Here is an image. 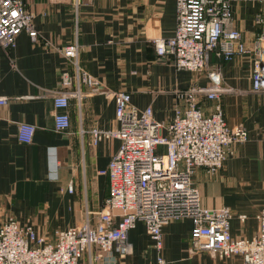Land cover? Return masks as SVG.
Segmentation results:
<instances>
[{"label": "crops", "instance_id": "1", "mask_svg": "<svg viewBox=\"0 0 264 264\" xmlns=\"http://www.w3.org/2000/svg\"><path fill=\"white\" fill-rule=\"evenodd\" d=\"M229 2L233 26L251 43L260 32L254 18L261 3ZM25 5L33 15L37 41L22 31L13 48H0V95L8 97L0 105V223L11 216L48 240L56 229L97 223L109 192L107 176L98 171L106 168L119 140L93 144L90 129H115L118 123L113 99L81 84L82 99H69L68 128L54 129L58 110L51 94L59 87L60 71H71L56 48L76 41L84 69L106 88L129 92L131 104L150 107L159 122L172 118L177 90L205 86L212 78L231 89L221 97L226 122L242 125L248 139L234 145L218 172L198 167L192 179L202 206L231 209L232 237L256 234L255 215L264 210V93L252 89L248 57L225 59L211 52L200 72L175 68L171 56L158 57L152 40L173 35L175 0H25ZM200 106L207 113L212 102L202 99ZM21 122L35 126L29 143L17 140ZM239 215H245L244 221ZM191 226L190 218H180L162 227L161 264H247L240 255L189 254ZM128 241L132 252L125 256L113 248L100 262L92 248L83 262L157 264L158 253L142 221L129 230Z\"/></svg>", "mask_w": 264, "mask_h": 264}, {"label": "built area", "instance_id": "2", "mask_svg": "<svg viewBox=\"0 0 264 264\" xmlns=\"http://www.w3.org/2000/svg\"><path fill=\"white\" fill-rule=\"evenodd\" d=\"M254 21L260 32L251 43L233 26L229 0H175L176 26L172 36L153 38L158 57L171 56L177 69L202 71L209 55L215 52L225 59L245 55L250 59V79L255 92L264 93V0ZM32 42L38 33L33 15L25 0H0V48L14 47L20 32ZM70 65L71 71H60L59 87L52 91L54 129L69 126V99H82L80 85L90 92L110 96L115 104V129H90L91 142L96 144L110 137L119 146L106 168L99 170L108 178L109 192L97 212V223L88 222L56 229L48 240L38 235L31 225H21L9 216L0 223V264H84L83 256L96 248L93 258L103 262L113 248L119 256L132 252L128 232L142 221L153 242L157 264L163 247L162 227L170 220L190 218L189 254L208 251L218 257L240 255L247 264H264V210L255 215L257 232L251 238L232 237L231 209L227 206L204 207L193 182L196 168L207 173L218 172L235 144L248 139L242 125L226 122L222 95L231 89L217 78L205 86L192 84L175 92L173 116L169 121L154 120L150 107L131 104L130 94L110 90L84 69L79 62L80 45L73 42L56 48ZM212 102L205 113L200 102ZM8 97L0 95V105ZM35 126L21 122L17 140L29 143ZM72 184L67 186L72 191ZM244 221L245 215H239Z\"/></svg>", "mask_w": 264, "mask_h": 264}]
</instances>
